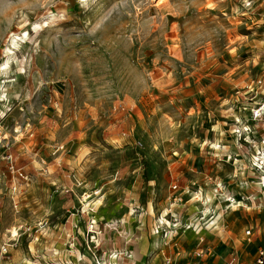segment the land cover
Here are the masks:
<instances>
[{
    "label": "clouds",
    "instance_id": "1",
    "mask_svg": "<svg viewBox=\"0 0 264 264\" xmlns=\"http://www.w3.org/2000/svg\"><path fill=\"white\" fill-rule=\"evenodd\" d=\"M261 222L264 0H0V264H264Z\"/></svg>",
    "mask_w": 264,
    "mask_h": 264
},
{
    "label": "rangeland",
    "instance_id": "2",
    "mask_svg": "<svg viewBox=\"0 0 264 264\" xmlns=\"http://www.w3.org/2000/svg\"><path fill=\"white\" fill-rule=\"evenodd\" d=\"M168 41H169V47L171 48H176L178 50V45H175L172 43L173 40H179V33L176 36H169L167 37ZM211 52V45L209 46L208 51L205 52V56L209 55ZM212 70H214V65L209 64L206 66V74L207 72H211ZM93 113L96 112V108L93 106L92 108ZM117 117L119 119H123V113L122 112H117ZM86 121H84L83 119L81 120V123H85ZM124 123L126 124L127 121L124 120ZM115 126V125H114ZM243 228H252V233L251 236H247L244 240H241L239 238V231L238 230H242V226L239 223H236L233 227L232 230H230L229 232V236L232 235H236L237 236V245L239 244H246V240L248 239H253V238H260V239H264V222H261L259 227L257 228V225L255 223H251L249 225H245L243 226ZM183 247V246H182ZM169 250H166V252H168ZM228 249H226L223 245H218L217 247L213 248L212 251V258L215 259L217 261V264H224V260L226 258V254L228 253ZM177 252H180L177 254ZM257 250L256 248H251L249 252H244L242 251L239 254V257L241 258V261H243V264H249L250 261L252 260L253 256L256 254ZM170 255L171 258L173 259V264H191L193 260L192 254L190 252L189 249L184 248L183 251H181L180 247H174L173 249L170 250ZM188 257V259H185V257Z\"/></svg>",
    "mask_w": 264,
    "mask_h": 264
},
{
    "label": "crops",
    "instance_id": "3",
    "mask_svg": "<svg viewBox=\"0 0 264 264\" xmlns=\"http://www.w3.org/2000/svg\"><path fill=\"white\" fill-rule=\"evenodd\" d=\"M204 82L207 83L206 80ZM197 86H198L197 82L194 81L192 84V90L194 91L197 88ZM196 99L201 104V106L203 107L207 101H211L213 99V95L211 92H207L206 95H204V96L197 94ZM180 164H181V162L177 161V167H179ZM178 253H180V252H177V254Z\"/></svg>",
    "mask_w": 264,
    "mask_h": 264
},
{
    "label": "built area",
    "instance_id": "4",
    "mask_svg": "<svg viewBox=\"0 0 264 264\" xmlns=\"http://www.w3.org/2000/svg\"><path fill=\"white\" fill-rule=\"evenodd\" d=\"M247 230H249V231L252 233V228H248ZM256 253H257V252H256ZM255 255H256V254H255ZM255 255H254V256H255ZM237 258L239 259L240 264H243V261H241V258H240L239 256H238ZM191 264H197V261H193ZM233 264H236V262L233 261ZM249 264H257V261L254 260V259L252 258V260L250 261Z\"/></svg>",
    "mask_w": 264,
    "mask_h": 264
}]
</instances>
